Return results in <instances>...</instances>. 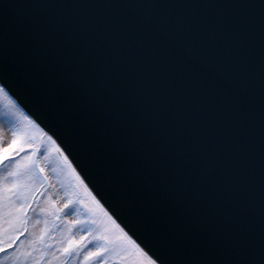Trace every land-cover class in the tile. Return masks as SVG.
Listing matches in <instances>:
<instances>
[{
    "label": "water",
    "instance_id": "95a60500",
    "mask_svg": "<svg viewBox=\"0 0 264 264\" xmlns=\"http://www.w3.org/2000/svg\"><path fill=\"white\" fill-rule=\"evenodd\" d=\"M5 5L9 20L6 28L0 15V68L17 71L21 99L69 142L93 194H102L106 207L154 243L146 206L153 201L167 205L177 197L199 201L208 187L204 175L199 185L179 179L186 176L190 157L176 154L168 129L176 128L181 105L165 90L161 57L144 49L138 28L156 24L197 43L207 42L210 28L219 29L217 54L229 67L239 60L240 78L250 80L255 90L251 132L240 159L242 169L251 164V174L225 185V191L238 193L236 210L259 259L264 236V0H0V13ZM249 25L254 27L249 30ZM74 34L98 37L85 66L62 62L63 40ZM142 50L143 62L130 73ZM121 53L120 63L110 68L113 55ZM213 115L210 110L209 119ZM207 123L189 109L181 127L190 131L191 147L207 133ZM222 134L221 126L217 136ZM170 160H175L174 168L167 167ZM200 168L206 170L203 162Z\"/></svg>",
    "mask_w": 264,
    "mask_h": 264
},
{
    "label": "snow or ice",
    "instance_id": "6c2138e0",
    "mask_svg": "<svg viewBox=\"0 0 264 264\" xmlns=\"http://www.w3.org/2000/svg\"><path fill=\"white\" fill-rule=\"evenodd\" d=\"M8 8L5 5L0 13L6 28ZM260 27L264 38V13ZM138 32L144 49L161 57L165 90L181 105L176 128L168 129L176 154L187 152L190 157L187 174L179 179L199 185L204 175L207 192L190 203V197H177L167 205L149 203L144 216L156 242L150 241L106 207L102 194H93L85 183L88 176L81 174L86 171L77 153L52 124L28 108L21 99L17 71L4 66L0 117L10 126L11 138L5 145L0 126V264H264V236L256 259L251 233L236 210L238 193L225 191V185L251 174V164L242 169L240 159L251 132L255 90L250 80L240 78V61L229 67L217 54L222 44L217 28L208 30L206 43L185 40L152 23ZM97 40L94 34L65 38L62 62L85 66L97 50ZM201 47L206 51L201 52ZM122 54L113 55L110 68L120 63ZM142 57L143 50L129 66L130 73ZM189 109L208 121V131L195 148L190 131L181 127ZM261 115L264 145V85ZM221 126L223 134L217 136ZM201 162L206 170L200 168ZM175 163L170 160L167 167L174 168ZM50 172L55 173V181Z\"/></svg>",
    "mask_w": 264,
    "mask_h": 264
},
{
    "label": "rangeland",
    "instance_id": "374dc122",
    "mask_svg": "<svg viewBox=\"0 0 264 264\" xmlns=\"http://www.w3.org/2000/svg\"><path fill=\"white\" fill-rule=\"evenodd\" d=\"M0 126H2V133L4 136V143L5 145L7 144V142L10 140L11 138V130H10V126L7 124L6 121L3 120L2 117H0ZM3 169H0V172H2ZM50 175L53 177V180L55 181V173H51ZM57 187H59V185H57ZM25 239V238H22Z\"/></svg>",
    "mask_w": 264,
    "mask_h": 264
}]
</instances>
